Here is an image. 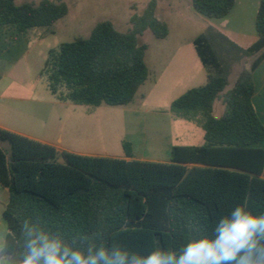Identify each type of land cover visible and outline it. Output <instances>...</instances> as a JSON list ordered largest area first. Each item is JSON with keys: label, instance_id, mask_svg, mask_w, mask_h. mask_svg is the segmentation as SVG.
<instances>
[{"label": "trees", "instance_id": "16d2710c", "mask_svg": "<svg viewBox=\"0 0 264 264\" xmlns=\"http://www.w3.org/2000/svg\"><path fill=\"white\" fill-rule=\"evenodd\" d=\"M235 4L192 0L195 11L215 19L227 17ZM156 9L157 0H151L143 14L132 16L129 31L106 20L88 37L51 49L41 74L54 98L93 107L133 103L150 73L148 47L139 36L148 29L158 39L169 35ZM68 12L64 0H0V35L51 27ZM255 25L258 40L240 50L256 58L229 89L209 38L201 35L193 41L207 79L175 99L171 110L199 124L205 143L173 146L167 163L136 159L127 141L125 158L89 156L59 151L0 127V185L9 192L3 217L13 241L20 221L31 217L68 240L99 233L106 244L147 254L211 235L219 218L237 205L264 213V148L257 147L264 140V124L253 104V73L264 59V0L259 1ZM217 100L224 105L219 118L213 115ZM13 247L17 254L22 251L19 242Z\"/></svg>", "mask_w": 264, "mask_h": 264}, {"label": "rangeland", "instance_id": "374dc122", "mask_svg": "<svg viewBox=\"0 0 264 264\" xmlns=\"http://www.w3.org/2000/svg\"><path fill=\"white\" fill-rule=\"evenodd\" d=\"M64 1L69 12L53 26L34 28L14 38L7 33L0 35V123L25 129L36 140L46 139L89 156L125 157L123 142L129 141L135 143L131 146L141 160L167 163V154L145 142L146 132L152 136L151 121L168 141L172 137L177 145H201V126L177 117L171 110L175 97L186 88L202 85L207 78V68L193 41L201 35L209 38L227 74V89L234 84L238 71L253 61L229 35L210 26L220 19L195 11L192 0H157L156 16L168 24L169 35L158 39L148 29L139 36L140 44L148 47L145 60L150 73L134 102L75 105L56 100L50 92L41 74L48 52L77 37H88L102 21H111L122 32L129 31L132 16L143 14L151 0ZM26 2L40 0H16L17 4ZM223 109L217 101L214 116L219 117ZM4 147L9 148L8 144ZM0 225L8 230L1 215Z\"/></svg>", "mask_w": 264, "mask_h": 264}, {"label": "clouds", "instance_id": "9594fccd", "mask_svg": "<svg viewBox=\"0 0 264 264\" xmlns=\"http://www.w3.org/2000/svg\"><path fill=\"white\" fill-rule=\"evenodd\" d=\"M17 242L22 248L18 254L13 247ZM0 264H264V213L237 205L219 218L211 235L147 254L106 244L99 233H80L68 240L39 219L26 217L14 241L0 225Z\"/></svg>", "mask_w": 264, "mask_h": 264}, {"label": "crops", "instance_id": "0c3cea01", "mask_svg": "<svg viewBox=\"0 0 264 264\" xmlns=\"http://www.w3.org/2000/svg\"><path fill=\"white\" fill-rule=\"evenodd\" d=\"M259 1L260 0H236V4L233 7V9L231 10V12L228 14V16L223 18V19H220V20L212 21L210 26L216 30H219L220 32H224L227 35H229L231 37L232 41H234L236 44H238V46L240 48H243V49L248 48L249 46H251L252 44H254L258 40V34L256 31L255 23H256V16H257L258 8H259ZM5 35H9L11 38H14V36H17L19 34L14 33V32H9ZM251 58H253V61H254L256 56H253ZM244 67H246V66H244ZM244 67H242L238 71V73L235 77V80L237 79L239 73L242 71V69ZM253 79H254V83H255V94L253 96V104H254V107L256 109L258 117L260 118L261 122L264 124V59L259 64V66L255 69V71L253 73ZM235 80H234V82H235ZM198 86H200V85H198ZM198 86L186 88L185 91L183 93H181L178 97L183 95L188 90L195 88V87H198ZM178 97H175L174 100L177 99ZM217 101L220 102L221 105H223L221 100H217ZM214 107H215V104H214ZM223 107H224V105H223ZM223 112H224V109H223ZM223 112L221 113V115L223 114ZM213 115H214V110H213ZM219 117H216V118H219ZM170 118H174V116L171 115ZM154 123H155V125H152ZM0 127L36 140V138L33 137L31 134H29L25 129H22V128L20 129L16 126L14 127V126L3 124V123H0ZM158 129H159V127L157 126V123L151 121L152 133L150 130V134L152 136L148 135L149 132L148 133L146 132V134H144L143 136H144L145 142L151 143L150 145L153 146V148L162 152L163 154H167L168 158L166 159L165 162H169L171 149L173 146H175L177 144L174 143L172 137H170L169 141L166 140L163 137V133L159 132ZM146 130L149 131V127L147 125H146ZM38 141L50 144V145L56 147L59 151L72 152L70 149H65V148L58 146L55 143H53L49 140H46V139H39ZM202 141H203V143L201 145H203L205 143L204 132L202 135ZM60 142H61V139H60ZM127 142H129V141H127ZM129 143L131 145H133V147H134L135 143L134 144L131 142H129ZM201 145L181 144V146H201ZM257 147L264 148V140L259 145H257ZM133 153H134V156L136 159H140L136 155L134 149H133ZM121 158H125V157H121ZM262 177L264 178V171H263ZM8 199H9L8 190L0 185V215L2 217H3V212L5 210V207L8 203ZM3 219H4V217H3Z\"/></svg>", "mask_w": 264, "mask_h": 264}]
</instances>
